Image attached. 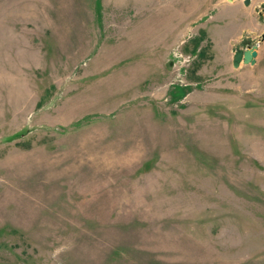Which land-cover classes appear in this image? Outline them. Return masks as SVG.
<instances>
[{"label": "rangeland", "instance_id": "rangeland-1", "mask_svg": "<svg viewBox=\"0 0 264 264\" xmlns=\"http://www.w3.org/2000/svg\"><path fill=\"white\" fill-rule=\"evenodd\" d=\"M0 264H264V0H0Z\"/></svg>", "mask_w": 264, "mask_h": 264}, {"label": "water", "instance_id": "water-1", "mask_svg": "<svg viewBox=\"0 0 264 264\" xmlns=\"http://www.w3.org/2000/svg\"><path fill=\"white\" fill-rule=\"evenodd\" d=\"M246 3H249V0H245ZM258 53L257 44H253L252 46L246 49H239L234 56V65L238 66L240 61L243 60L244 63H255L256 55Z\"/></svg>", "mask_w": 264, "mask_h": 264}]
</instances>
